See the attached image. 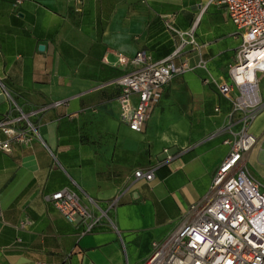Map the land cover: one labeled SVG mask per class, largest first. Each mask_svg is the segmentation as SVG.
Wrapping results in <instances>:
<instances>
[{"label": "crops", "instance_id": "obj_1", "mask_svg": "<svg viewBox=\"0 0 264 264\" xmlns=\"http://www.w3.org/2000/svg\"><path fill=\"white\" fill-rule=\"evenodd\" d=\"M0 0V264H144L192 218L228 153L232 105L206 72L227 79L241 32L213 0ZM181 46L191 70L163 89L142 132L120 118L116 78L143 51L153 62ZM262 101L246 167L264 188ZM151 171V181L135 172ZM248 170V169H247ZM101 207L116 200V230L81 235L48 201L59 190Z\"/></svg>", "mask_w": 264, "mask_h": 264}, {"label": "built area", "instance_id": "obj_2", "mask_svg": "<svg viewBox=\"0 0 264 264\" xmlns=\"http://www.w3.org/2000/svg\"><path fill=\"white\" fill-rule=\"evenodd\" d=\"M213 1L225 7L241 32V44L227 79L212 77L205 62L198 63L206 72L203 83L213 85L232 105L229 121L220 131L228 135L223 143L229 150L213 174L208 193L190 207L192 218L163 242L152 243L144 264H264V188L250 175L245 160L256 142L250 126L262 107L257 78L264 74V0ZM180 55L181 46L158 62L143 51L130 60L119 59L133 68L111 82L120 87V118L131 131H143L164 87L175 76L191 70L186 61L177 63ZM20 120L2 122L0 127L12 135L13 124ZM0 148L11 151L7 144L0 143ZM135 177L151 181L153 173L138 170ZM48 201L67 222L81 227V235L104 228L116 230V200L101 207L89 199L85 205L78 194L64 188L52 193Z\"/></svg>", "mask_w": 264, "mask_h": 264}, {"label": "rangeland", "instance_id": "obj_3", "mask_svg": "<svg viewBox=\"0 0 264 264\" xmlns=\"http://www.w3.org/2000/svg\"><path fill=\"white\" fill-rule=\"evenodd\" d=\"M247 169L248 171H250L251 173H253L255 176L257 175V173L260 170V166L258 165V163H256L255 161H250L247 165ZM253 176V175H252ZM254 177V176H253ZM258 178V177H257ZM256 178V179H257Z\"/></svg>", "mask_w": 264, "mask_h": 264}]
</instances>
